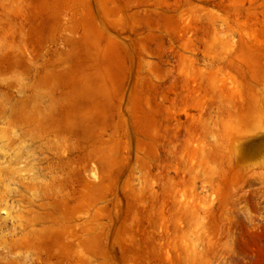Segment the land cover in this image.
I'll use <instances>...</instances> for the list:
<instances>
[{"label": "rangeland", "instance_id": "rangeland-1", "mask_svg": "<svg viewBox=\"0 0 264 264\" xmlns=\"http://www.w3.org/2000/svg\"><path fill=\"white\" fill-rule=\"evenodd\" d=\"M0 264H264V0H0Z\"/></svg>", "mask_w": 264, "mask_h": 264}, {"label": "bare ground", "instance_id": "bare-ground-1", "mask_svg": "<svg viewBox=\"0 0 264 264\" xmlns=\"http://www.w3.org/2000/svg\"><path fill=\"white\" fill-rule=\"evenodd\" d=\"M187 33H188V32H187ZM187 33H186V34H187ZM190 33H191V32H190ZM64 154H65V153H64ZM91 174H92V176H95L96 172L93 171ZM95 179H96V178H95ZM39 260H40V259H39ZM40 261H41V260H40Z\"/></svg>", "mask_w": 264, "mask_h": 264}]
</instances>
